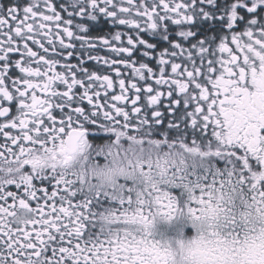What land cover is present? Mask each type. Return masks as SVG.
I'll use <instances>...</instances> for the list:
<instances>
[{"label": "snow or ice", "instance_id": "snow-or-ice-1", "mask_svg": "<svg viewBox=\"0 0 264 264\" xmlns=\"http://www.w3.org/2000/svg\"><path fill=\"white\" fill-rule=\"evenodd\" d=\"M0 264H264V0H0Z\"/></svg>", "mask_w": 264, "mask_h": 264}]
</instances>
